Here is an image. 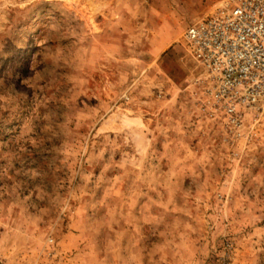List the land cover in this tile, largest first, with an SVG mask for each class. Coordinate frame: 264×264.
<instances>
[{
  "label": "rangeland",
  "instance_id": "1",
  "mask_svg": "<svg viewBox=\"0 0 264 264\" xmlns=\"http://www.w3.org/2000/svg\"><path fill=\"white\" fill-rule=\"evenodd\" d=\"M221 1L0 0V264H264V116L205 120L182 38Z\"/></svg>",
  "mask_w": 264,
  "mask_h": 264
},
{
  "label": "built area",
  "instance_id": "2",
  "mask_svg": "<svg viewBox=\"0 0 264 264\" xmlns=\"http://www.w3.org/2000/svg\"><path fill=\"white\" fill-rule=\"evenodd\" d=\"M182 38L198 73L197 112L233 143L241 140L264 116V0H223Z\"/></svg>",
  "mask_w": 264,
  "mask_h": 264
}]
</instances>
